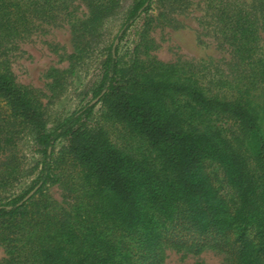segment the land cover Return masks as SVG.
I'll return each instance as SVG.
<instances>
[{"label":"trees","instance_id":"1","mask_svg":"<svg viewBox=\"0 0 264 264\" xmlns=\"http://www.w3.org/2000/svg\"><path fill=\"white\" fill-rule=\"evenodd\" d=\"M67 1L0 0V154L21 142L32 152L29 167L16 151L0 163V264H164L170 251L264 264V0L218 10L239 69L227 94L140 44L125 61L120 42L152 0H132L107 42L123 0H82L89 13L70 57L97 54L99 77L91 101L50 121L2 47ZM108 124L134 143L128 151ZM64 163L76 171L65 208L45 193Z\"/></svg>","mask_w":264,"mask_h":264},{"label":"rangeland","instance_id":"2","mask_svg":"<svg viewBox=\"0 0 264 264\" xmlns=\"http://www.w3.org/2000/svg\"><path fill=\"white\" fill-rule=\"evenodd\" d=\"M243 2L248 6L252 1L152 0L149 13L142 16L120 42L121 52L128 51L125 61L132 58V49L140 44L148 57L192 73L202 87H217L219 94H227L232 91L228 87L231 81L239 80V69L232 47L225 39L223 24L217 19L218 10L233 14V10ZM131 3L132 0L122 1L119 16L106 27L105 42L113 38L122 15ZM55 7L52 10L53 19L30 16L27 31L10 38L2 47L16 83L36 92L50 121L67 116L91 101L89 90L99 77L98 63L94 62L97 54L80 62L70 57L76 53V30L81 28L89 13L86 4L82 0H72ZM145 21L149 25L144 37H141ZM145 58L141 55V59ZM72 65H75L73 75L70 73ZM236 84L232 83V86ZM105 126L110 140L119 148L128 151V147L134 144L119 126ZM15 151L29 167L32 152L24 142L2 152L0 163H4ZM55 173L60 182L49 186L45 193L65 208L71 202L76 171L64 163L57 166ZM3 257L0 246V260ZM164 264L226 263L223 255L212 251L185 258L170 251Z\"/></svg>","mask_w":264,"mask_h":264},{"label":"water","instance_id":"3","mask_svg":"<svg viewBox=\"0 0 264 264\" xmlns=\"http://www.w3.org/2000/svg\"><path fill=\"white\" fill-rule=\"evenodd\" d=\"M34 191L30 192L27 196H26V199L29 198L32 194H33Z\"/></svg>","mask_w":264,"mask_h":264}]
</instances>
